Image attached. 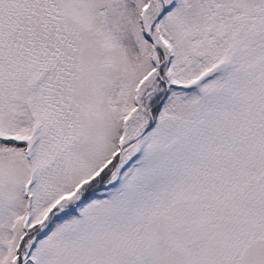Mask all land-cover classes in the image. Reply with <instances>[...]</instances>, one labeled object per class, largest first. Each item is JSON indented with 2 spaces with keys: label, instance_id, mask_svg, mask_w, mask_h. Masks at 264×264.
<instances>
[{
  "label": "snow or ice",
  "instance_id": "6c2138e0",
  "mask_svg": "<svg viewBox=\"0 0 264 264\" xmlns=\"http://www.w3.org/2000/svg\"><path fill=\"white\" fill-rule=\"evenodd\" d=\"M0 264H264V0H0Z\"/></svg>",
  "mask_w": 264,
  "mask_h": 264
}]
</instances>
